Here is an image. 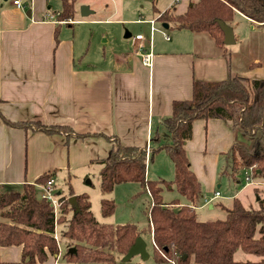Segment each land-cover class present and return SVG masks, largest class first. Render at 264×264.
Returning <instances> with one entry per match:
<instances>
[{
  "label": "crops",
  "instance_id": "1",
  "mask_svg": "<svg viewBox=\"0 0 264 264\" xmlns=\"http://www.w3.org/2000/svg\"><path fill=\"white\" fill-rule=\"evenodd\" d=\"M190 1L163 0L158 9L159 1L153 0L152 9L157 11V17L169 9L177 15L186 11ZM22 4L21 8L12 0H0V185L20 187L52 172L57 195L54 175L58 171L105 158L114 142L145 148L146 179L155 176L150 180H172V162L165 177L159 169L150 170L148 161H153L155 153L164 152L157 147L172 143L162 119L171 114L173 101L191 99L194 79L219 81L229 75L264 79V28L250 23L239 12L232 27L235 42L224 44L225 50L206 32L175 28L177 32L170 35L166 30L172 28L171 23L164 28L157 17H149L127 20L148 24L147 38L136 28L134 35L130 29H121L111 37L105 36L102 51L93 55L94 30L85 19L92 12L82 16L73 5L74 15L66 21L58 17L62 0H22ZM126 32L129 36H124ZM156 32L161 38H156ZM136 34H142L143 39H134ZM142 52H151L149 65L142 62ZM1 115L12 122L64 125L75 133L18 127ZM155 136L159 141H152ZM236 140L247 143L230 120H194L192 136L184 144L190 168L201 185L194 210L216 207L211 201L222 196L212 185L218 182V175H229L226 152ZM246 170L250 173L249 169H241L231 176L239 189L227 196L231 199L229 205L217 201V207L226 211L234 197L245 206L237 194L247 189L255 195V201L259 200L254 190L264 189V178L253 176L258 183H246ZM40 185L37 184L39 191ZM172 187L175 186L165 188ZM179 197L180 203H184ZM143 233L140 236L146 242L149 257L143 261L135 256L129 264H156L151 259V230L148 239ZM58 246L57 254L38 264H87L68 261L62 255L66 243L58 242ZM20 255V245L0 246L1 260L16 261Z\"/></svg>",
  "mask_w": 264,
  "mask_h": 264
},
{
  "label": "trees",
  "instance_id": "2",
  "mask_svg": "<svg viewBox=\"0 0 264 264\" xmlns=\"http://www.w3.org/2000/svg\"><path fill=\"white\" fill-rule=\"evenodd\" d=\"M73 5L74 0H62L58 17L72 18ZM238 12L250 23L264 28V0H191L185 12L174 15L166 10L157 19L164 24L171 23L172 28L206 32L225 50L223 32L216 20L234 27ZM209 118L232 121L234 130L247 141L236 140L226 152L229 175L250 168L252 176L264 178V79L240 75H229L219 81L194 79L191 99L174 100L171 114L162 119L172 143L157 148L163 149L173 163L172 180L145 178V148L114 142L109 154L97 159L101 164L99 189L102 194L111 192L122 182H137L143 191L149 192L152 205L147 227L139 228L132 222L99 223L91 211L88 194H74L72 189L68 197L75 195L78 211L74 212L68 197L58 194L60 205L56 215L50 202L38 195L37 184H44L52 176V172L45 173L35 183H23L18 189L0 185V246H21L18 260L0 259V264H38L49 255L57 254L59 240L57 242L53 233L59 224V238L67 245L64 256L71 262L118 264L135 239L152 229L151 259L156 264H166L170 260L175 264H189L190 261L196 264H264V198H259L258 208H248L234 197L223 219L199 220L196 216L194 206L200 197L201 185L190 168L184 144L192 136L194 120ZM4 119L18 127L32 126L48 133H75L64 125ZM76 135L85 137L88 134ZM152 141H159V138L152 137ZM170 185L175 186L184 203L177 198L163 199L162 190ZM260 192L262 194V190ZM114 207L113 200L101 199L103 216L112 214ZM69 247H74L75 251L69 253ZM238 248L259 259L235 260L233 254Z\"/></svg>",
  "mask_w": 264,
  "mask_h": 264
},
{
  "label": "rangeland",
  "instance_id": "3",
  "mask_svg": "<svg viewBox=\"0 0 264 264\" xmlns=\"http://www.w3.org/2000/svg\"><path fill=\"white\" fill-rule=\"evenodd\" d=\"M152 1L153 0H75L74 6L75 9H78V11L79 6L82 4L87 5L90 10H92V13L85 19H87L86 22L92 23L91 26L94 30L92 34L91 46H95L96 50L94 49L92 51L93 55H96V53L99 54L100 50L102 51L101 48L102 46L104 47L105 44L102 39L105 36L111 37L118 31L120 32L121 29H130L134 35V28H136L140 30L142 34L147 38L149 34L148 24L130 23L127 20L143 18L148 19L149 17L155 19L157 17V11L152 9ZM158 1L159 2L157 8L161 9L160 7L163 0ZM168 11L170 12V14H172L171 9H169ZM65 20L68 21L70 19ZM122 22L124 23L122 24ZM160 23V21H157V26H160ZM166 31H168L170 35H174L175 32H177L175 28H170ZM155 34L156 38H161L160 34H158L157 32ZM152 160L153 161H148L150 170L152 169L157 171L159 169L161 175L168 177V173H170V164L172 161L170 157L165 153V151L155 153ZM99 167L100 164L98 162L89 161L83 166H76L75 168L70 167V169H62V171H58L54 175L56 191H59V195H64L66 197H68L69 189H72L74 194L84 192L88 194L91 203V211L96 220L101 224L116 225L132 222L136 223L139 228L147 227L148 213L152 205L151 197L149 196L147 191H143L141 186L137 182H122L116 184L111 192L102 194L99 189ZM173 175L174 174H170L169 177H173ZM150 176H152V174H150ZM243 176L244 175L240 173L239 178H242ZM154 178L156 177L152 176L150 179ZM217 180L218 182H216V184L221 183V186L217 187L216 184H213L212 189L218 190L222 197H218L211 201V203L215 204L216 206L213 210L208 209L207 206L196 209L195 213H197V218L199 220L203 218H225L226 211L217 207L216 202L221 201L225 205H229L231 199L227 196L232 195L239 189V186L232 181L230 175H218ZM241 182L244 183V180L241 179ZM165 187L167 186H164V190L162 192V196L165 201L180 196L175 187H172L171 189ZM14 188L18 189V186H14ZM203 190H205L204 186ZM254 192L259 196V198H264V195L261 194L260 190L255 189ZM59 195L57 194V197ZM237 195H239V197L243 199L245 207L258 208L259 200L255 201V195L251 193L250 189L241 191ZM102 198L113 200L115 207L112 214L107 216H103L101 214L100 201ZM69 216L70 213L67 214V217ZM60 228V224L55 226L53 236L54 234H56L57 237L54 238L57 240V242L59 240V242L61 243L63 241H61L59 238ZM143 235L146 239H148L149 232L146 231L143 233ZM64 254L65 251L62 253V255ZM233 258L235 260L242 261H254L259 259L257 255L246 253L241 248L235 250ZM121 264H129V261L122 262Z\"/></svg>",
  "mask_w": 264,
  "mask_h": 264
},
{
  "label": "water",
  "instance_id": "4",
  "mask_svg": "<svg viewBox=\"0 0 264 264\" xmlns=\"http://www.w3.org/2000/svg\"><path fill=\"white\" fill-rule=\"evenodd\" d=\"M79 10H80V14L82 16H86L92 12V10H90L87 5H81ZM216 22L218 23L220 29L223 32V43L225 45L233 44L235 42V40H234V34H233L232 27L220 19H217ZM162 26L164 28L168 27V25L164 24V23H162ZM124 36H129V33L126 32L124 34ZM67 200H68L69 204L74 208V212H77L78 207H77L75 195L69 196L67 198ZM74 251H75L74 247L68 248L69 253H73ZM135 256H139L141 258V260H143V261L147 260L149 257L148 251L146 249V242L144 241V239L141 236H138L135 239L134 243L130 246L128 251L121 257V261L122 262H128Z\"/></svg>",
  "mask_w": 264,
  "mask_h": 264
},
{
  "label": "built area",
  "instance_id": "5",
  "mask_svg": "<svg viewBox=\"0 0 264 264\" xmlns=\"http://www.w3.org/2000/svg\"><path fill=\"white\" fill-rule=\"evenodd\" d=\"M12 3L16 7L22 8V6H23L22 0H12ZM151 22H153V21H151ZM152 29H153V27H152ZM166 38H168L167 35H166ZM134 39L141 40V39H143V35L142 34H136L134 36ZM141 48H142V46L140 45V49ZM151 56H152L151 52H142L141 53L142 62L146 65H149L151 62ZM249 171H250V173L247 172V170L245 172V182L257 184L258 181H256L253 178L250 168H249ZM53 184H54V179L52 177H50L48 180H46V182L44 184L40 185V191H39L38 195L40 198H44V199L48 200L53 207L54 213L57 214V209L59 208L60 203H59L57 195L54 191ZM147 193L149 194L148 191H147ZM215 194L218 195L219 193L216 191ZM262 194H264V189L262 190ZM149 196H150V194H149ZM151 236H152L151 239H152V243H153V231H152V229H151ZM54 237L55 238L57 237L56 234H54ZM170 262L172 264H175V262L173 260H170Z\"/></svg>",
  "mask_w": 264,
  "mask_h": 264
}]
</instances>
